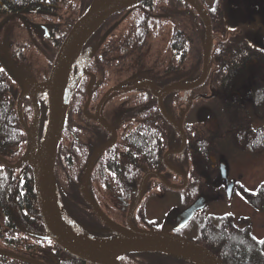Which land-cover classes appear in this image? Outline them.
Returning <instances> with one entry per match:
<instances>
[{
  "label": "flooded vegetation",
  "instance_id": "af4514ba",
  "mask_svg": "<svg viewBox=\"0 0 264 264\" xmlns=\"http://www.w3.org/2000/svg\"><path fill=\"white\" fill-rule=\"evenodd\" d=\"M200 3L205 8L208 5L207 3ZM187 9L196 15L188 2L179 3L171 0L165 5H156L149 0L144 1L130 9L111 16L95 30L82 46L80 59L72 65L69 76L70 83L78 78L75 89V91L78 90V93H76L77 97L74 95L75 92L73 93L74 101L78 105L83 101L81 113L76 112L75 114H70L68 121V126L71 129L74 140L75 163L72 158V164L76 165L77 169H82V172L77 177L79 194H81V183L90 157L102 145L113 142V145L95 157L91 168L92 171L88 178L87 192L91 200L98 205L106 218L114 225L123 229L128 228L127 214L137 200L138 189L146 171L159 173L166 184L170 186L181 187L185 185V187L181 190H175L164 186L156 177L150 176L146 178L141 200L131 216V225L136 229L146 230L148 228L144 227H153L151 220H153L154 205L150 201L158 195L161 196L166 191L175 190L180 192L181 210L179 209V212L189 207L198 197L204 196L206 198L205 207L196 211L192 218L181 227L177 226L176 216L171 217L169 219L171 229L168 232L203 247L217 257L223 264H226L224 260L210 250L208 243L202 239L203 232L207 231L209 227L217 228L221 225V228L233 227L237 230L248 228L255 239L263 240L264 237L257 238L254 235L253 231L255 227L253 228L251 219L248 216L236 217L229 213L212 215L206 211L208 200L223 201L227 196L230 198L231 191L237 187L241 194L240 186L242 185L231 180L227 173L228 167L225 162L226 160L222 158L224 143L220 148L217 159L213 157L212 167L208 172H205L204 168H201L202 166L193 162L191 156L186 155L183 161L180 158L179 162H177V159H173L174 156L181 155L182 152L180 154L169 155L166 163L169 167L180 172L184 178L173 173L163 163L164 155L168 151L177 150L182 143V137L176 129V122L183 129L185 147L191 139V133L184 128L185 125H191L193 123L189 119V115H191L189 112H192V103L186 110L184 117H178L176 109L177 93L170 92L165 94L160 102L166 108L165 110L168 111L170 121L162 116L159 107L160 102L157 97L160 91L168 86L192 83L191 69L189 68L190 60H187L186 63L188 69L183 71L182 66H179L178 52L176 50L177 40L185 38L191 42L192 39V19L187 23L184 19L178 17L179 15L185 14ZM121 13L123 14L122 17L116 18ZM20 15L30 16V19H25L24 23L28 25L29 30L30 28L35 29L39 33L40 44L43 49H49L46 46L49 39H59L58 31H64L65 33L67 30L57 47V51L76 20L72 22L69 29H65L67 22H65L63 16L57 17L58 22H54L49 19H54L52 16H48L47 18H33L32 12H20L2 17L0 19V26H3L8 20H12ZM15 25L13 23L9 26V28L11 27V33L14 32ZM108 31L110 33L102 41L103 36ZM178 32L179 34L177 35ZM162 33L163 37L167 36V48H169L172 58L176 60V64L171 60L165 63V58L161 60L153 58L155 51H150L151 45L149 38L153 36V38L159 39ZM16 34L20 35L21 31L17 30ZM30 34L29 32L28 36ZM5 40L7 44L5 43L2 46L8 52L12 62L17 59H26L22 44L13 39V37L9 39L5 37ZM33 41L36 42V39L34 38ZM0 53L5 55L2 50H0ZM187 57L190 58V55ZM0 61L3 62L1 58ZM184 72L185 76L183 77ZM19 75L26 87V91L21 98L20 111L23 118L29 120L30 112L32 111L30 93L38 83L33 81L32 75H30V78L29 74L27 75L28 78L24 77L20 72ZM28 80L33 81V84ZM15 86L17 88L18 100L21 94V88L16 82ZM82 90L84 95L82 94ZM181 95L186 98L184 101L190 99V102L194 101L197 96H202L201 94L193 95L192 91ZM34 97L40 110L39 123L36 131V143L39 145L45 126L44 124L40 126L41 111L43 105L44 107L45 105L47 106V99L45 96L41 97L39 93H35ZM77 98H81L78 103ZM205 106L208 109L206 110L208 116L206 122H209L211 125L213 124V120L209 119V111L211 109H209L210 106L208 104L202 108H205ZM33 119L34 112L32 121ZM181 120L182 122H180ZM30 123L32 124V122ZM254 124L253 122V126ZM177 135L179 136L180 146L174 149L168 148L161 152L160 142L175 146V136ZM146 139L153 140L154 151L152 153H145L142 150ZM24 143L26 144L27 151V136ZM232 153L235 154V152ZM160 164L163 166L162 171H159L161 169ZM193 166L201 169L207 187L202 194L198 195L194 201L188 204L182 192L191 183ZM23 171L24 169L22 168ZM243 188L247 189L245 186ZM102 197H104V201ZM99 199L103 201V204L97 203ZM87 208L90 207L87 205ZM92 214L96 222H94L93 228L89 229L95 235H98L95 237L102 240H111L117 237L100 222L93 212ZM228 217L231 218L230 220L235 224L234 226H229L228 223L226 225L224 224L228 220L226 219ZM241 218L247 220L242 224L240 221ZM192 221L197 223L198 230L193 235L194 238L190 239V223ZM153 231L156 230L154 229ZM127 255L130 254H126L120 258V264H133L128 263L129 259L124 261ZM161 260L150 258L148 264H160ZM187 262L194 264L190 261ZM189 263L176 261L173 264Z\"/></svg>",
  "mask_w": 264,
  "mask_h": 264
},
{
  "label": "trees",
  "instance_id": "16d2710c",
  "mask_svg": "<svg viewBox=\"0 0 264 264\" xmlns=\"http://www.w3.org/2000/svg\"><path fill=\"white\" fill-rule=\"evenodd\" d=\"M149 1L154 2V0ZM173 1L182 2L181 0ZM91 2L92 0H0V19L4 16L20 12H32L33 18L55 17L54 15H59L64 5H71V8H68L66 11L70 12L71 16L65 18V15H61L64 17L65 22H67L65 29H69L72 22L89 8ZM200 2L207 3L208 0H200ZM222 5H224V0H214L213 6L206 8L211 22L212 33L216 38H213L208 79L205 84L192 91L193 95H202L196 98L197 106L203 107L206 104L210 106L209 119L213 120V124L210 125L209 122L200 121L193 122L191 125H185L184 129L191 133V139L187 142L181 155L173 157V159H177V162H179L180 158L183 161L186 155L191 156L193 162L202 166L201 168H204L205 172L210 171L213 157L217 159L220 148L225 142L229 143L232 152L235 153H259L264 150V127L257 128L253 126L254 120H264V51L246 41L236 42L233 40L232 35L229 34L224 24V9ZM58 18L49 19L58 22ZM196 20L199 23H196ZM195 24L196 26L199 25L197 27L193 25L191 29V42L185 38L176 41L179 66H182L183 71H186L188 69L186 65L187 60H190L189 68L191 69L192 82L197 80L201 74L205 43V33L203 34L202 32L204 26L197 15H195ZM66 32L67 30L65 33L64 31H58L57 34L60 37L57 36L59 39L48 38L49 41L46 43V46L54 50L50 56L51 58L54 57V53H56L57 47ZM188 55H190V58L187 57ZM249 65H252L254 68L247 90L250 109L242 102L239 95L226 96L234 84L235 75L246 73ZM184 76L185 72L183 73ZM74 92V95H76L78 90ZM82 94L84 95V92ZM74 95L69 105L64 126L65 136L71 131L68 126L70 114L81 113L83 105V101L79 105L76 104V101L73 99ZM17 96V88L12 74L0 61L1 155H3V152L13 153L14 147L21 145L26 140V135L18 119ZM178 96H180V93H177L176 109L178 117H181L182 113L178 111V106H181L182 102L178 99ZM80 99L77 98V103ZM175 138V146L160 142L161 152L168 148H178L180 146L179 136L177 135ZM142 150L145 153H152L154 151L153 140L146 139ZM60 157L61 155L58 152L54 173L63 210L74 224L86 231L90 236H98L90 230L93 228L96 219L80 197L77 178L71 177L68 180L70 176L65 175L66 178L59 179L58 171L63 168L60 163ZM67 157L69 159H65L62 162H64V165H71L73 157L71 155ZM4 161L5 163L0 162V211L7 217H4L6 220H8L7 215H11L13 218V213L8 204V195L13 196V194H16L19 209L25 211L28 215L35 214L33 216L35 217L33 225L38 231L25 232L14 223V220H12L13 223L11 224L13 227L9 231L14 232L16 230L13 234L19 232L26 239L35 240L39 245L29 246L33 248L35 257L0 250V264H27L3 253L23 256L42 264H84L80 260L67 255L46 236L37 209L33 175L30 167L26 163H22L16 168H11L9 165H14L17 161L13 164L6 162L5 159ZM160 167L159 171H162L163 166L161 164ZM193 167L191 183L182 192L188 204L194 201L198 195L202 194L207 187L201 169L196 166ZM22 168L24 169L23 172ZM13 187L17 188L11 193ZM240 190L244 199L255 210L264 211V181L254 191H249L242 186H240ZM106 194L108 195V193ZM74 199H80L89 212L83 211L80 213L77 210L74 212L72 204ZM97 203L103 204V201L99 199ZM226 219L228 220L224 223L225 225L226 223L229 226L235 225L230 220V217ZM246 220L245 218L240 219L242 224ZM202 239L208 243L210 250L224 260L226 264H264V243H261L264 240L255 239L248 228L237 230L233 227L221 228V225L217 228L209 227L207 231L203 232ZM150 258L162 259L160 264H173L176 261L189 263L180 257L156 251L133 253L127 255L124 261L129 259L128 263L148 264Z\"/></svg>",
  "mask_w": 264,
  "mask_h": 264
},
{
  "label": "water",
  "instance_id": "95a60500",
  "mask_svg": "<svg viewBox=\"0 0 264 264\" xmlns=\"http://www.w3.org/2000/svg\"><path fill=\"white\" fill-rule=\"evenodd\" d=\"M143 1L146 0H93L89 9L74 23L63 43L61 44L51 67L49 77L44 83V89L48 103V115L44 137L37 152L35 145V134L38 122L37 105L33 100V94L31 92L30 100L35 108L36 114L32 129L28 131L26 130L20 116V101L26 91V87L17 69L9 59L13 77L21 88V94L18 98L17 107L20 123L26 130L29 138L26 161L30 165L33 172L34 189L39 214L47 233L46 236L67 255L78 259L85 264H120L119 260L122 256L141 251L166 252L178 257H182L194 264H223L208 250L180 236L169 232L139 230L131 225V216L141 200L144 181L148 176H154L158 178L160 182L168 188L181 190L185 187V185L181 187L170 186L166 184L162 177L155 172H147L142 178L138 189L137 200L127 214V229H123L114 225L100 212V210L91 201L87 194V182L95 157L100 152L113 145V142L102 145L92 154L84 172L80 191L82 198L92 209L95 216L105 227L113 232L117 238L113 240L100 241L86 236L67 218L58 199L54 180V165L62 137L69 101L75 87L73 86L70 88L68 85L71 66L74 60L78 58L79 51L86 40L108 17ZM184 1L188 2L192 6V8L202 18L206 25V42L203 55L202 73L200 78L192 84H176L162 89L157 95L159 102L161 101V98L167 93H187L190 90L196 89L207 80L209 75V62L212 51V31L210 21L198 0ZM106 35L102 38V40H104ZM0 49H2L7 55V51L1 45ZM101 123L104 124L103 122ZM176 128L181 133L178 125H176ZM182 141V147L178 151L168 152L164 155L163 163L173 173L184 178L180 172L169 167L166 163L167 156L180 153L183 150L185 146V140L183 136ZM205 204L206 203L203 198L197 199L189 208L177 216V226L185 224L193 215V213L203 208ZM66 221L70 222L78 231L79 236L82 235L85 239H82L81 237L78 238L70 234L65 229ZM3 254L27 264H42L38 261H34L15 254Z\"/></svg>",
  "mask_w": 264,
  "mask_h": 264
},
{
  "label": "rangeland",
  "instance_id": "374dc122",
  "mask_svg": "<svg viewBox=\"0 0 264 264\" xmlns=\"http://www.w3.org/2000/svg\"><path fill=\"white\" fill-rule=\"evenodd\" d=\"M168 1L171 0H154V3L156 5H165L168 3ZM214 4V0H209L207 7H212ZM223 6V17H224V24L227 28L230 35H233L232 38L236 42L240 41H246L253 45L254 47L260 48L264 51V0H224ZM181 7V6H180ZM68 8H71V5H64L59 13V15H54V19L56 17H60L61 15H65L64 17L71 16L70 12H66ZM122 13L117 15L116 18H121ZM181 19H184L187 23H189L192 19L193 25L195 24V14L192 13L189 9L185 12L183 15L178 16ZM25 19H30V16H16L12 20H8L3 26H0V44H7V41L5 40V37L8 39L10 37H13L16 41H18L20 44L24 46V51L26 55L25 60L17 59L14 60V65L17 68V70L26 78L31 77L32 75L33 81H36L38 84L33 88L36 92L39 93V95L45 96V90L43 87L42 80L46 81L52 62L54 57H50L54 50L50 47L49 49H43V47L40 44V38L39 33L35 31V29H28V25L24 23ZM13 23H15L14 32L11 33V26ZM196 23H199L196 20ZM199 25V24H198ZM197 25V26H198ZM18 26V27H16ZM196 26V27H197ZM20 30L21 34L17 35L16 31ZM29 32L31 33L29 36ZM202 32L204 34V28L202 29ZM6 33V36H5ZM10 36V37H9ZM36 39V42L33 41V39ZM213 38H216L214 35ZM150 45H151V52L152 50L155 51V54L153 58L155 59H163L165 58L167 63L169 60L173 61L174 64H176V60L172 58L171 53L169 52V48H167L168 41L167 36L163 37V33L161 34V37L159 39L153 38V36H150ZM215 43V41H214ZM38 47V48H37ZM55 55V53H54ZM1 60L5 63L6 58L3 56L2 53H0ZM75 62H78L76 60ZM8 70L9 68L5 66ZM253 66L249 65L247 67L246 73H238L234 77V84L230 90L226 94V96L230 95H239L242 102L250 109V103L247 99V90L248 85L251 81V77L253 74ZM31 84H33V81L28 80ZM41 81V82H39ZM46 97V96H45ZM178 99L182 102V107L178 106V111H181L182 118L185 115L186 110L189 108V106L192 103L191 115H189V119L191 122H200V121H207V113H206V107L202 108L196 105V99L194 101L190 102V99L187 101H184L186 99L183 95L178 96ZM43 108V109H42ZM41 111V119H40V126H43L45 120H46V105L42 106ZM210 109V107H209ZM23 117V116H22ZM33 118V109L30 112V118L25 119L23 118L24 124L28 129L31 126ZM182 122V120L180 121ZM30 123V125H29ZM254 123L256 124V127L261 124V126L264 125V120H254ZM224 150H223V159L226 160V164L228 167L227 173L229 174V178L231 180L236 181L242 186H245L247 189L255 190L261 181H264V150L260 151L259 153L252 154V153H240V154H234L231 151L230 145L228 142L224 143ZM38 147V143H37ZM22 149V150H20ZM39 149V147H38ZM8 151V150H6ZM26 151V144L22 143L21 145H16L14 147L13 153H7L3 152L2 156L5 158L6 162L13 164L18 159H21ZM59 153L61 155L60 157V163L63 166V168L59 171V179L66 178L65 175H68L71 177H78V173H81L82 169H77L76 165L72 164L71 159V165H64L63 160L69 159L67 156L71 155L73 157V161L75 163V157H74V140L73 135L71 134V131L66 134V136L63 134L62 140H61V146ZM66 168H65V167ZM79 171V172H78ZM18 173V171H16ZM63 184V183H62ZM17 187H13L12 192ZM9 194V193H8ZM104 201V197H102ZM108 199V198H106ZM152 205H154L153 209V220L152 224L153 227L147 226L144 228H148L149 230H156L161 232H168L171 228L169 226V219L173 217L176 212L180 211L181 206V194L179 191L175 190H169L164 192L161 196H157L155 198H152L150 201ZM8 204L10 206V209L12 211V215L16 223L18 224L21 229H27L26 231H33L36 232L34 228L33 222H35V217H33L35 214H27L25 211H22L19 209V206L17 204V195L13 194V196L8 195ZM74 212L75 210L79 211L80 213L83 211L89 210L85 207V205L80 201V199H74V202H72ZM180 209V210H179ZM206 211L212 215H220V214H232L236 217L240 216H248L251 219L253 228L255 229L253 231L254 235L257 238H263L264 237V212H260L255 210L251 207V205L244 199V197L240 194V191L237 188H234L233 191H231V197L228 196L223 201H212L208 200ZM8 216V220H6L4 217V214L0 211V250L3 251H12L17 252L24 255H29L35 257L36 255L33 254V248L29 247L31 245L37 246L39 245L38 242L31 239H26L23 237V234L17 233L13 234L14 232L9 231L13 226L11 225L13 223V218L10 215ZM7 218V217H6ZM254 220V221H253ZM9 221V222H8ZM146 229V230H148ZM14 230V229H13ZM190 232L189 238H194L193 235L197 233L198 225L197 223H194L192 221L190 223ZM81 235V234H80ZM82 239H85L84 236H80ZM29 248V249H28ZM32 253V254H31Z\"/></svg>",
  "mask_w": 264,
  "mask_h": 264
},
{
  "label": "bare ground",
  "instance_id": "6f19581e",
  "mask_svg": "<svg viewBox=\"0 0 264 264\" xmlns=\"http://www.w3.org/2000/svg\"><path fill=\"white\" fill-rule=\"evenodd\" d=\"M65 229L70 233V234H72V235H74V236H76V237H80L79 236V234H78V231L74 228V226L70 223V222H68V221H66L65 222Z\"/></svg>",
  "mask_w": 264,
  "mask_h": 264
},
{
  "label": "snow or ice",
  "instance_id": "6c2138e0",
  "mask_svg": "<svg viewBox=\"0 0 264 264\" xmlns=\"http://www.w3.org/2000/svg\"><path fill=\"white\" fill-rule=\"evenodd\" d=\"M261 243H264V241H262Z\"/></svg>",
  "mask_w": 264,
  "mask_h": 264
}]
</instances>
